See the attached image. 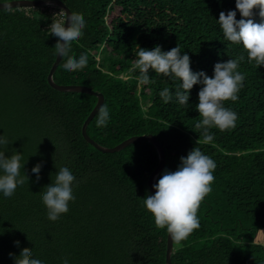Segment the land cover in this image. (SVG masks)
Wrapping results in <instances>:
<instances>
[{
  "label": "trees",
  "instance_id": "trees-1",
  "mask_svg": "<svg viewBox=\"0 0 264 264\" xmlns=\"http://www.w3.org/2000/svg\"><path fill=\"white\" fill-rule=\"evenodd\" d=\"M62 1L85 20L68 55H87L88 62L67 71L62 57L52 77L102 92L101 107L109 111L101 127L96 112L88 135L113 146L134 134H154L165 154L155 184L193 148L216 163L211 192L198 209L199 228L181 246L173 241L172 263L264 264V66L249 63L242 45L227 41L219 26L221 11H236L241 19L235 0ZM63 17L57 6L0 8V138L9 141L0 151L9 157L18 152L25 161L21 175L28 176L11 197L0 192V264H16L25 247L43 264H165L167 230L157 229L143 203L154 195L147 178L158 163L155 146L141 139L113 152L96 149L81 133L96 96L47 82L58 40L49 34L51 23ZM252 18L261 22L258 9ZM177 45L190 57L191 70L209 77L216 63L245 57L237 69L245 75L238 100L224 102L237 114L235 127H212L214 139L207 143L195 128L203 85L189 90L186 108L176 97L183 91L180 79L150 70L153 82L141 85L139 70H132L138 47L166 52ZM165 87L172 94L168 103L159 95ZM36 164L39 179L31 171ZM61 167L75 177V200L51 221L42 195Z\"/></svg>",
  "mask_w": 264,
  "mask_h": 264
},
{
  "label": "clouds",
  "instance_id": "clouds-1",
  "mask_svg": "<svg viewBox=\"0 0 264 264\" xmlns=\"http://www.w3.org/2000/svg\"><path fill=\"white\" fill-rule=\"evenodd\" d=\"M11 9L10 3L4 4ZM236 10L241 19H236V11L229 10L227 14L219 13L218 23L225 39L233 44L242 45L247 53L248 62H255L256 66H264V0H235ZM259 10L260 23L253 20L254 10ZM67 18L69 26H64ZM85 20L82 13H65L64 19L51 23L50 33L58 38L55 48L56 54L67 57L64 68L67 71L82 70L87 66V55L82 54L79 59L69 56L71 43L79 40L83 35ZM62 41V42H61ZM139 48L138 59L132 70H139L138 82L141 85L152 83L149 71L166 77L180 79L183 91L177 90L176 97L179 103L187 108L189 90L196 84L203 85L198 92V104L196 105L202 119L195 124L196 129H202L205 143L214 139L209 132L212 127L220 131H226L235 127L237 114L224 106L225 101L235 102L238 93L243 87L245 75L237 71L244 55L236 59H229L223 63L214 65V74L207 76L203 71L193 72L190 67V57L177 45L169 51L162 52L160 46L152 50ZM165 103L172 99L170 90L165 87L160 93ZM109 119V111L106 106L100 107L97 126H106ZM9 141L0 138V145L7 146ZM22 156L17 152L10 157L0 151V192L5 197H11L18 185L28 182V176L21 175ZM216 163L209 156L203 154L200 149L193 148L186 157L180 158V164L176 171H165L156 184L154 195L144 199V207L149 211L157 229H166L172 240L179 247L181 242L199 228L197 216L199 206L203 199L211 192V184L215 177L213 172ZM41 165L36 164L32 172L39 179ZM74 175L68 167H61L55 177L54 184L48 185L42 195V201L48 210V219L57 221L62 214L69 211V202L74 201L73 182ZM17 245L19 242H15ZM16 264H43L39 259L33 258L31 249L25 247L21 250ZM63 264H68L67 259Z\"/></svg>",
  "mask_w": 264,
  "mask_h": 264
},
{
  "label": "water",
  "instance_id": "water-1",
  "mask_svg": "<svg viewBox=\"0 0 264 264\" xmlns=\"http://www.w3.org/2000/svg\"><path fill=\"white\" fill-rule=\"evenodd\" d=\"M10 3L12 7H37V6H57L61 10L64 11V17L65 13L70 14L72 11L69 9V7L62 1V0H3L0 1V8H7L4 4ZM63 17V19H64ZM64 26L67 28L69 26V22L67 18L65 19ZM62 42V41H61ZM61 56L57 55L55 56V59L48 71L47 74V82L48 84L57 90L62 91H80V92H86L89 94H92L96 96V102L86 118L84 119L82 125H81V133L84 137V139L92 144L96 149L102 151V152H113L120 150L127 146L130 143H133L135 141H139L141 139H148L152 144L155 146L158 154V163L157 165L152 169L150 172L148 178H147V185L150 188L151 192L155 194V189L153 185L155 184L156 178L158 174L161 172V170L164 167L165 164V154L163 151V148L159 142V140L154 136L152 133H143V134H134L131 135L119 143L113 145V146H104L100 143H98L96 140H94L92 137H90L86 131V126L91 120V118L96 114V112L100 109V107L103 104L104 101V94L100 91H96L92 89L90 86L85 84H58L53 79V73L55 69L58 66L59 61L61 60ZM173 252V240L169 233L167 232L166 236V247H165V264H173L171 261V254Z\"/></svg>",
  "mask_w": 264,
  "mask_h": 264
},
{
  "label": "rangeland",
  "instance_id": "rangeland-1",
  "mask_svg": "<svg viewBox=\"0 0 264 264\" xmlns=\"http://www.w3.org/2000/svg\"><path fill=\"white\" fill-rule=\"evenodd\" d=\"M59 13V12H58ZM97 57V56H96ZM98 58V57H97ZM120 76H122L123 79H126L128 78V75L127 74H121Z\"/></svg>",
  "mask_w": 264,
  "mask_h": 264
}]
</instances>
